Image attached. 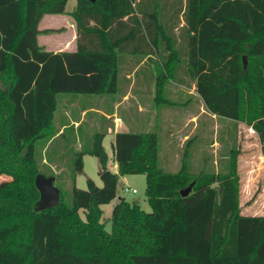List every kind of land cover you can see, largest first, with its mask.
Listing matches in <instances>:
<instances>
[{
	"label": "trees",
	"instance_id": "obj_1",
	"mask_svg": "<svg viewBox=\"0 0 264 264\" xmlns=\"http://www.w3.org/2000/svg\"><path fill=\"white\" fill-rule=\"evenodd\" d=\"M66 3L0 0V174L10 176L0 181V264H264V212H240L237 150L227 172L193 174L185 164L169 171L158 164L156 132L116 131L115 172L105 132L95 131L90 146L74 151V168L82 171L83 154L95 155L102 184L88 177L86 188L73 186L71 203L60 189L55 206L35 207V142L56 132L57 94L116 92L121 52H160L155 99L172 103L161 94L186 41L185 83L194 81L212 113L252 127L264 157V0H181L170 19L162 18L165 1L159 10L140 0H76L75 50H48L37 35L57 29L38 23L67 12ZM127 173L145 174L151 210L120 195L106 229L101 204Z\"/></svg>",
	"mask_w": 264,
	"mask_h": 264
},
{
	"label": "rangeland",
	"instance_id": "obj_2",
	"mask_svg": "<svg viewBox=\"0 0 264 264\" xmlns=\"http://www.w3.org/2000/svg\"><path fill=\"white\" fill-rule=\"evenodd\" d=\"M142 1L143 3L155 5V8L159 10L164 2V0ZM75 4L76 0H68L66 10L73 9ZM48 22L50 21H47V17L44 16L39 26L43 27ZM178 22H181V19ZM179 29V27L176 28V33H178L181 42ZM180 46H178L179 68H177L172 78L166 80L161 94L163 98L169 99L173 103L166 101L158 103L152 95L147 105H145V111L135 110L137 116L142 115V124L140 127H135V129L156 132L159 145L158 164L164 170L177 171L185 164L193 174L199 172H227L230 168L231 153L237 150L240 212L244 214H261L264 212V157L261 153L259 137L253 128L243 121L216 114L212 118L211 113L207 116L198 112V110L201 111L200 102L198 103L200 96L191 85L189 87L185 86L187 85L185 79L188 78L184 74L186 68V41H182ZM128 54L130 53L121 52L118 57V89L120 90L126 86L123 80L125 72L131 70L130 65L123 61L124 55L127 56ZM133 57H136V55ZM162 69L163 66L160 62L140 63L136 71V78L139 80H137L135 88L142 87V85L147 86L146 73L148 71L157 75ZM153 86L156 95V87L154 84L151 85L152 88ZM140 92L147 96L146 88ZM65 94L74 95L75 93L59 92L57 94L59 105L65 101L62 98ZM96 103L93 102V104ZM146 107L148 111H146ZM164 112L166 117L163 114ZM195 112L200 114L197 122L194 124V121H192L184 124L183 117ZM59 117L58 114L55 115L57 124L60 122ZM171 119H174L175 126L170 124ZM88 123L83 122L82 125L84 135L80 139V145L83 148L90 146L95 131H102L104 128L101 122L96 127H92ZM55 131L57 132V130ZM172 131L175 133L174 138L170 136ZM56 132L48 139L38 138L36 140L35 156L39 172L45 175H53L55 177L54 183L61 189L64 199L71 203L74 185L79 188H86L88 177L92 178L97 185L102 184L98 174L99 162L95 155L85 153L83 154V169L82 171H76L74 168L73 147L66 146V141L57 139L58 136L55 137ZM184 133H189V136L187 139L181 140ZM104 140L106 150L111 153V136L105 137ZM214 141L217 142V145H214ZM9 177L7 174H0V181ZM145 186L146 178L143 173H127L119 177L116 197L110 202L101 204L100 220L104 222L106 229L111 227L112 207L120 195L130 202L137 201L145 211L151 210L146 198ZM125 187H129V189H125ZM131 188H135L136 191L133 192ZM79 214L82 218H85L82 208L79 209Z\"/></svg>",
	"mask_w": 264,
	"mask_h": 264
},
{
	"label": "crops",
	"instance_id": "obj_3",
	"mask_svg": "<svg viewBox=\"0 0 264 264\" xmlns=\"http://www.w3.org/2000/svg\"><path fill=\"white\" fill-rule=\"evenodd\" d=\"M68 1V0H67ZM142 2V0H140ZM166 9L164 10L163 18L170 19L174 15V11L176 10V5L181 2V0H164ZM184 2V0H182ZM76 5V4H75ZM151 3H145L146 8H150ZM150 6V7H149ZM66 8V6H65ZM74 9V8H73ZM66 10L67 12L64 13H45L44 16L47 17L48 22L47 25L38 27L39 29L44 28H56L57 30L44 32L41 31L37 35V39L39 44L43 45L46 49L52 51H59V50H75L76 48V23L72 15L69 13L71 10ZM181 19V22H178V26L182 25L183 19L181 16V12L177 17V21ZM133 56L135 54H132ZM130 54L127 56L124 55L123 61H126L128 65H130L131 70L125 72V78H123L124 83L126 86L122 87L121 90L117 89L116 92L112 94L101 93V94H93V93H77L74 95H64L62 98L65 100L63 103L58 104L55 114H54V125L56 127V136L57 139H61L66 141V146H72L73 150H79L81 147L80 139L84 135V128L82 127L83 122H89L92 127H96L100 122L103 124L104 128L102 131L105 132L102 144L105 148L104 139L105 137H110V146L114 138V133L116 131H151V130H136L135 127L141 126L142 115L137 116L135 110L145 111V105H147L149 98L154 96V86L153 88L151 85H155L156 83V74L148 71L146 73L147 77V86L135 88V84L137 83L136 78V71L139 67L140 63H149L152 64L153 62H160L161 61V54L160 52H152V53H144L142 56L136 55L133 57ZM151 67V66H150ZM141 83V81H140ZM145 84V83H142ZM192 86L195 89L194 81H191V84L185 85L187 87ZM147 89V96L142 94L140 91L143 89ZM152 89V90H151ZM190 92V91H188ZM195 92L196 89H195ZM138 93V94H137ZM192 93V92H191ZM198 93V92H197ZM199 95V94H198ZM200 96V95H199ZM71 97L70 99H67ZM66 98V99H65ZM93 102H97L93 104ZM200 102V103H199ZM146 103V104H145ZM173 103V102H172ZM201 107V114H205L209 116L211 113V117L214 118L215 113H212L208 108L205 106L202 98L198 101ZM146 111L147 107H146ZM166 112V111H165ZM165 117H166V113ZM189 113L183 117L184 124L187 122L194 121V124L197 122V118L199 117V113ZM58 114L60 122L57 124L55 122V115ZM170 124L175 126L174 119L170 120ZM193 124V125H194ZM195 126V125H194ZM91 131V130H90ZM192 131V130H191ZM174 132H170V136L174 138ZM189 133H184L181 137V140L187 139ZM158 139V136H157ZM51 139L49 140V142ZM68 142V143H67ZM214 145H217V142H213ZM213 145V146H214ZM106 150V148H105ZM107 151V150H106ZM108 167L112 170L117 172L118 164L113 156V149L111 146V153H108ZM262 157V156H261ZM158 163H159V145H158ZM171 171V170H169ZM176 171V170H173ZM120 176H124V174H119L118 179Z\"/></svg>",
	"mask_w": 264,
	"mask_h": 264
},
{
	"label": "water",
	"instance_id": "obj_4",
	"mask_svg": "<svg viewBox=\"0 0 264 264\" xmlns=\"http://www.w3.org/2000/svg\"><path fill=\"white\" fill-rule=\"evenodd\" d=\"M243 64L246 65V55H243ZM53 175H45L37 173L35 176V185L39 191V198L36 203V209H43L55 206L60 199V189L54 183ZM194 181H191L187 186L180 189L181 195H187L191 190Z\"/></svg>",
	"mask_w": 264,
	"mask_h": 264
},
{
	"label": "built area",
	"instance_id": "obj_5",
	"mask_svg": "<svg viewBox=\"0 0 264 264\" xmlns=\"http://www.w3.org/2000/svg\"><path fill=\"white\" fill-rule=\"evenodd\" d=\"M125 189H129V187H125ZM131 190H132L133 192H135V191H136V189H135V188H131Z\"/></svg>",
	"mask_w": 264,
	"mask_h": 264
}]
</instances>
